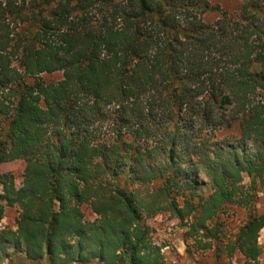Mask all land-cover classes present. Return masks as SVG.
<instances>
[{
  "label": "trees",
  "instance_id": "16d2710c",
  "mask_svg": "<svg viewBox=\"0 0 264 264\" xmlns=\"http://www.w3.org/2000/svg\"><path fill=\"white\" fill-rule=\"evenodd\" d=\"M233 1L0 0V164L25 163L0 261L167 264L148 220L170 214L258 263L264 211L222 240L264 186V0Z\"/></svg>",
  "mask_w": 264,
  "mask_h": 264
},
{
  "label": "rangeland",
  "instance_id": "374dc122",
  "mask_svg": "<svg viewBox=\"0 0 264 264\" xmlns=\"http://www.w3.org/2000/svg\"><path fill=\"white\" fill-rule=\"evenodd\" d=\"M213 3H220L223 7L233 8L236 2L233 0H212ZM217 14L211 15L210 19H215ZM61 73L52 75L55 79L60 78ZM24 161L15 160L12 162L0 164V175L5 173L12 174L17 186H20L22 175L24 172ZM249 178L244 180V184H249ZM3 192V187L0 184V193ZM264 211V186L258 188L256 199L253 206L244 207L239 204H233L228 207V210L221 216V220L226 221L225 235L223 241L235 239V234L238 232L239 226L245 222L250 212L262 213ZM18 216V208L6 206L5 216L2 220V227H16V218ZM148 224L154 228L153 238L156 242L165 245L164 253L167 257V264H246L244 259L235 254L232 258L227 256L224 250L220 253V259L216 258L215 249H196L194 239L185 236L186 228L179 224L176 218L170 214H160L148 220ZM226 236V237H225ZM259 244L263 246V252L259 257L257 264H264V228L259 237ZM187 247L191 253L187 252ZM0 264H37L32 260L26 259L25 254L12 260L0 261ZM41 264H44L41 263Z\"/></svg>",
  "mask_w": 264,
  "mask_h": 264
}]
</instances>
